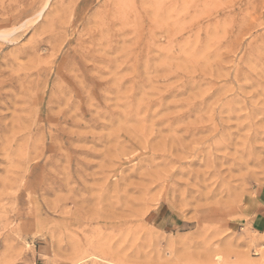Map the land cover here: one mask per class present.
<instances>
[{
    "label": "rangeland",
    "instance_id": "374dc122",
    "mask_svg": "<svg viewBox=\"0 0 264 264\" xmlns=\"http://www.w3.org/2000/svg\"><path fill=\"white\" fill-rule=\"evenodd\" d=\"M263 185L264 0H0V264H264Z\"/></svg>",
    "mask_w": 264,
    "mask_h": 264
},
{
    "label": "crops",
    "instance_id": "0c3cea01",
    "mask_svg": "<svg viewBox=\"0 0 264 264\" xmlns=\"http://www.w3.org/2000/svg\"><path fill=\"white\" fill-rule=\"evenodd\" d=\"M248 224L258 234L264 233V185L257 189Z\"/></svg>",
    "mask_w": 264,
    "mask_h": 264
},
{
    "label": "bare ground",
    "instance_id": "6f19581e",
    "mask_svg": "<svg viewBox=\"0 0 264 264\" xmlns=\"http://www.w3.org/2000/svg\"><path fill=\"white\" fill-rule=\"evenodd\" d=\"M217 258V257H216ZM236 258V257H235ZM239 258H237V259H234V262L236 261V260H238ZM192 260V259H191ZM187 261V262H185V263H183V264H201V263H198V262H200V261H197V262H194L193 260V262L192 261ZM228 261V260H227ZM209 262V261H208ZM226 262V261H225ZM233 262V263H234ZM236 262H238V261H236ZM207 263V262H206ZM206 263H204V264H206ZM220 263L222 264V261H220ZM228 263V262H227ZM232 263V264H233ZM243 263V262H242ZM171 264V263H170ZM177 264V263H176ZM182 264V263H181ZM208 264H218V260H215L214 262H210V263H208Z\"/></svg>",
    "mask_w": 264,
    "mask_h": 264
}]
</instances>
